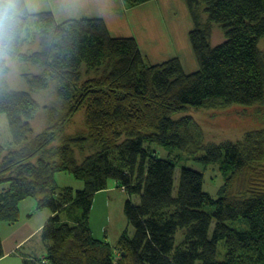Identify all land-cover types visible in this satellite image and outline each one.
Segmentation results:
<instances>
[{
	"label": "trees",
	"instance_id": "trees-1",
	"mask_svg": "<svg viewBox=\"0 0 264 264\" xmlns=\"http://www.w3.org/2000/svg\"><path fill=\"white\" fill-rule=\"evenodd\" d=\"M186 2L195 23L193 73L179 57L147 63L137 39L111 35L103 18L60 22L52 11L34 15L38 48L22 53L31 22L22 2L8 58L41 71H24L29 90L14 91L6 80L8 58L0 60V114L12 139L0 162V224L17 223L28 198L53 214L41 232L45 257L24 264H264V129L241 142L205 144L191 115L175 118L192 108L264 103V0ZM214 24L224 33L218 45L211 41ZM48 88L60 103L44 107L48 127L31 138L41 108L32 92ZM83 109L86 135L64 134L51 145ZM156 146L187 153L204 167L218 164L225 176L219 197L204 189L202 171L179 168ZM88 147L94 151L79 161L77 151ZM59 172L84 188L60 186ZM112 180L140 198L125 204L133 233L125 229L114 246L95 239L90 226L94 197Z\"/></svg>",
	"mask_w": 264,
	"mask_h": 264
},
{
	"label": "rangeland",
	"instance_id": "rangeland-1",
	"mask_svg": "<svg viewBox=\"0 0 264 264\" xmlns=\"http://www.w3.org/2000/svg\"><path fill=\"white\" fill-rule=\"evenodd\" d=\"M25 3L31 22L30 30L25 36L26 42L22 53H30L38 48L40 31L34 15L42 11H52L60 22L81 18H103L111 35L137 39L147 63H161L172 57H179L186 73H193L199 69L189 36L195 23L186 0H25ZM202 9L200 8V14L206 20L207 14L202 13ZM223 40L224 33L221 27L214 24L212 44L218 45ZM259 47L264 51V38L261 39ZM8 63L10 72L6 80L9 88L14 91L29 90L22 78L23 72L28 70L38 73L41 70L35 66H29L18 58H8ZM87 76L88 74L85 78ZM32 96L36 98L41 107L34 120L31 121L33 129L31 138H36L48 127L47 112L44 107L60 102L53 88L33 91ZM183 115H191L194 118L197 126L204 132L205 144H220L226 141L241 142L248 132L264 129V103H256L252 106L234 104L192 108L185 113L175 115V118H181ZM86 129L85 109H83L64 127L62 133L56 136L57 138L51 145L61 144L60 137L64 134L83 133L86 135ZM11 142L7 116L1 113L0 146L5 150L0 154V162L2 157L8 154ZM155 149L162 157L170 156L178 160L179 168L186 165L202 171L205 175L204 189L214 197H219V192L225 184V176L218 164L204 167L187 153H181L182 155L176 151L170 153L160 146H156ZM93 151L94 148L89 149V147L84 151L85 153L78 150L77 158L82 161V158ZM179 168L177 169V186L180 176ZM56 177L60 186H71L74 189L84 188V182L77 180L69 172H59ZM128 200L139 203L140 198L138 195L130 196L124 187L113 180L108 189L95 195L90 217L92 235L95 239L114 246L125 229H128L130 234L133 233L134 228L128 223L125 215V204Z\"/></svg>",
	"mask_w": 264,
	"mask_h": 264
},
{
	"label": "crops",
	"instance_id": "crops-1",
	"mask_svg": "<svg viewBox=\"0 0 264 264\" xmlns=\"http://www.w3.org/2000/svg\"><path fill=\"white\" fill-rule=\"evenodd\" d=\"M20 211L21 219L17 223L0 224L5 252L0 264H24L27 259L44 258L46 255L41 232L52 212L38 209L36 200L30 198L21 202Z\"/></svg>",
	"mask_w": 264,
	"mask_h": 264
},
{
	"label": "clouds",
	"instance_id": "clouds-1",
	"mask_svg": "<svg viewBox=\"0 0 264 264\" xmlns=\"http://www.w3.org/2000/svg\"><path fill=\"white\" fill-rule=\"evenodd\" d=\"M25 0H0V60H6L14 50L23 16Z\"/></svg>",
	"mask_w": 264,
	"mask_h": 264
}]
</instances>
